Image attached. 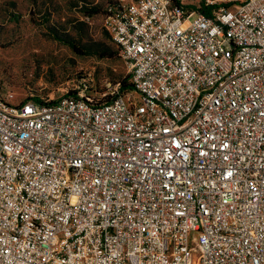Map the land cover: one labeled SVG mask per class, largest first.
<instances>
[{
    "label": "built area",
    "instance_id": "built-area-1",
    "mask_svg": "<svg viewBox=\"0 0 264 264\" xmlns=\"http://www.w3.org/2000/svg\"><path fill=\"white\" fill-rule=\"evenodd\" d=\"M223 2L106 5L132 93L0 97V264H264V0Z\"/></svg>",
    "mask_w": 264,
    "mask_h": 264
},
{
    "label": "rangeland",
    "instance_id": "rangeland-1",
    "mask_svg": "<svg viewBox=\"0 0 264 264\" xmlns=\"http://www.w3.org/2000/svg\"><path fill=\"white\" fill-rule=\"evenodd\" d=\"M109 1L0 0V97L57 98L79 79L93 98L110 97L129 73L101 26Z\"/></svg>",
    "mask_w": 264,
    "mask_h": 264
},
{
    "label": "trees",
    "instance_id": "trees-1",
    "mask_svg": "<svg viewBox=\"0 0 264 264\" xmlns=\"http://www.w3.org/2000/svg\"><path fill=\"white\" fill-rule=\"evenodd\" d=\"M112 1L113 0H110L106 5L111 4ZM220 6H223V5H215L214 4L212 6H205L204 3L201 2L199 4V8L197 9V11L200 12L201 14H203L206 17H211L212 11L215 10V9H218ZM224 6H226V5H224ZM103 13H104V11H103ZM102 14H101V16H102ZM102 58H106V55L104 53L102 54ZM84 80L85 79H79L75 84H79V83L85 84L87 86V93H88V95H90L89 94V91H90L89 90V87H88L87 83H84ZM117 92H118L119 95H126V94H129V93L134 92V88H133L132 84L130 83V75H128L124 80H122V81H120L118 83V85H117ZM114 95H110V97H108V98L106 97L105 99H100V100L94 98L95 104L96 105L106 104V103L110 102L114 98ZM29 98H31V97H29ZM33 98L34 99H38L39 97H35L34 96Z\"/></svg>",
    "mask_w": 264,
    "mask_h": 264
}]
</instances>
